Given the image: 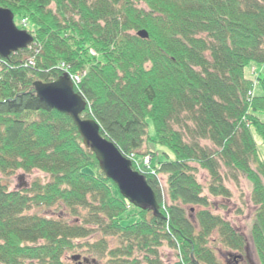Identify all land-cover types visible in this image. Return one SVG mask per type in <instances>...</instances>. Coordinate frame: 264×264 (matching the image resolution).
Masks as SVG:
<instances>
[{
  "label": "trees",
  "instance_id": "trees-1",
  "mask_svg": "<svg viewBox=\"0 0 264 264\" xmlns=\"http://www.w3.org/2000/svg\"><path fill=\"white\" fill-rule=\"evenodd\" d=\"M0 7L17 27L25 19L33 37L0 57V175L47 177L13 190L0 178V264H68L63 257L75 250L103 264H165L163 246L174 252L171 264H238L231 253L234 260L222 262L214 245L243 255L246 237L210 211L207 197L229 196L224 178L238 175L250 183L249 237L264 264V74L257 95L245 74L251 64L264 68V0H0ZM66 74L79 77L82 115L124 157L133 155L132 169L141 156L150 159L138 165L157 213L123 198L70 116L36 97L34 81ZM148 140L165 151H142ZM198 167L208 174L207 193Z\"/></svg>",
  "mask_w": 264,
  "mask_h": 264
},
{
  "label": "water",
  "instance_id": "water-1",
  "mask_svg": "<svg viewBox=\"0 0 264 264\" xmlns=\"http://www.w3.org/2000/svg\"><path fill=\"white\" fill-rule=\"evenodd\" d=\"M137 35L147 37L144 30L137 31ZM32 42L31 34L15 26L12 12L0 7V57L7 58L11 53L26 48ZM32 86L41 102L70 116L83 146L94 154L100 170L116 185L122 197L135 207L152 208L154 213H157L155 193L143 175L132 169L130 160L100 132V127L93 118L82 115L86 109V102L74 92L70 78L62 75L50 82L34 81ZM71 258L76 260L78 256Z\"/></svg>",
  "mask_w": 264,
  "mask_h": 264
},
{
  "label": "rangeland",
  "instance_id": "rangeland-1",
  "mask_svg": "<svg viewBox=\"0 0 264 264\" xmlns=\"http://www.w3.org/2000/svg\"><path fill=\"white\" fill-rule=\"evenodd\" d=\"M26 27H28L26 25V22H23L21 20L17 28L20 30H25ZM60 67H62V65ZM252 67L256 68L254 73H251ZM259 73H260V75L264 74V68H263V66H261L259 64H251L245 68V74L247 76H249L250 78H252V80H254V78ZM76 76H73V78L72 77L70 78V81L73 85V88L76 87L77 84L79 83V77L76 79L75 78ZM251 91H252V94H254V95H257L260 93L259 85L256 83V80L253 82V86H252ZM148 133H149V136L151 138H153L151 125L148 126ZM254 138H255L258 146L261 147L262 145H261L260 138L257 137L256 135H254ZM202 144L209 145V143L206 141H202ZM145 145L141 149L144 152L155 151V152L159 153L160 151H165V148L157 145L154 142H151L150 140H148ZM141 159L138 160V164L143 161V163L145 165H147L149 163L148 161L150 160V159L144 160V156H141ZM152 162H155V161L153 160ZM134 165L137 169L135 171L139 172L142 175V173H141L142 172L141 171L142 166L137 165L136 162H134ZM220 171L222 174H224L226 170L224 169V167H221ZM196 177H197V180L204 186V193H207V191L205 190L206 185L208 184V181H209V177H208L207 172L198 167L197 171H196ZM0 178H1L2 182H5L8 185V188L10 190H13V189H21V188L26 187L34 179H39V180L45 181L47 177L45 174H43L40 171L32 170L29 173H25L22 171H16L14 174L7 176L5 178L0 175ZM158 180H159V184L162 186V188L165 189V177L162 175H159ZM223 183H224L225 187L230 192L229 196H227V197L226 196L225 197H214V196L208 195L207 197H208V200L210 201V206L208 208L210 209L211 212L219 214L220 216H222L223 218H225L226 220L231 222V224L235 228H237L240 232H242L244 234V236L246 237V241H247L246 246L247 247H246L245 254L238 255L237 253L232 252V251L230 252L229 250H227V249L216 244V245H214L215 254L222 262H229V260H231V261L234 260V259H232V256L229 255L231 253V254H234L238 257L237 258L238 264H247L248 262L250 264H258L256 255H255V252L253 250V247H252V244L250 241V237H249L250 225H251V222L254 218V213H255V207L253 206V204L250 201V191H251L250 183L248 182V180L244 176H241V175H238L235 180L224 178ZM162 195H163V198H165V195L163 193H162ZM196 209H198V208L197 207L191 208L190 211H187V214L190 217H192V215ZM29 213H36V214L43 215L46 217H58L57 216L58 215L57 210H53V208H48V209L32 208V209H30ZM60 217L66 219L68 221H73V219L71 217L67 216L64 212H62L60 214ZM97 238H98V236H96L94 238H90V239H88V241H92V240H95ZM80 241L83 242V240H80ZM108 241H109V247L116 245L115 239H108ZM159 252H160L162 261L165 264H171L175 260L174 252L171 249H169L168 247H166V246L161 247L159 249ZM73 255L78 256V258L76 260L72 259L71 257ZM63 260H64V262H66L68 264H103V259L100 260L96 256V254L88 253V251L87 252H80L79 250H77V251L75 250L73 252L66 253L63 257ZM231 261H230V263H231Z\"/></svg>",
  "mask_w": 264,
  "mask_h": 264
},
{
  "label": "built area",
  "instance_id": "built-area-1",
  "mask_svg": "<svg viewBox=\"0 0 264 264\" xmlns=\"http://www.w3.org/2000/svg\"><path fill=\"white\" fill-rule=\"evenodd\" d=\"M77 79V77H75ZM147 160V159H146Z\"/></svg>",
  "mask_w": 264,
  "mask_h": 264
}]
</instances>
